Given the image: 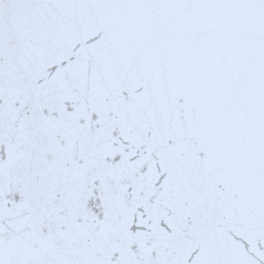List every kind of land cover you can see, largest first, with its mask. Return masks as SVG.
<instances>
[{
    "label": "water",
    "instance_id": "1",
    "mask_svg": "<svg viewBox=\"0 0 264 264\" xmlns=\"http://www.w3.org/2000/svg\"><path fill=\"white\" fill-rule=\"evenodd\" d=\"M0 264H264V0H0Z\"/></svg>",
    "mask_w": 264,
    "mask_h": 264
}]
</instances>
